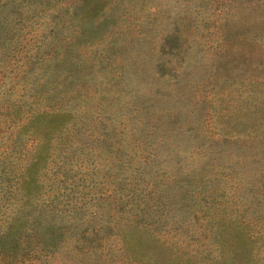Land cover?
Masks as SVG:
<instances>
[{"label": "rangeland", "instance_id": "374dc122", "mask_svg": "<svg viewBox=\"0 0 264 264\" xmlns=\"http://www.w3.org/2000/svg\"><path fill=\"white\" fill-rule=\"evenodd\" d=\"M5 1L0 264H264V0H13L12 14ZM58 60L51 111L28 86ZM56 112L64 153L23 126ZM43 204L102 238L65 228L40 245L25 222Z\"/></svg>", "mask_w": 264, "mask_h": 264}, {"label": "trees", "instance_id": "16d2710c", "mask_svg": "<svg viewBox=\"0 0 264 264\" xmlns=\"http://www.w3.org/2000/svg\"><path fill=\"white\" fill-rule=\"evenodd\" d=\"M8 1H5L4 3L1 4V9L2 8H6V6L8 5ZM34 2H36L37 0H32ZM93 0H82V4L81 6H77L76 9L81 10L88 2L90 3ZM22 2V1H21ZM10 5L12 7L11 10V14L13 12V9L16 6L14 4L13 0H10ZM20 5V3L18 4V6ZM18 14V13H17ZM6 17V15H5ZM107 16L103 17L97 24L93 25V23L87 22L86 24H82L81 26V32H85L90 36L95 35V30L97 29H103L108 21H107ZM3 30V26H1L0 28V32H2ZM52 40H50V42L52 43ZM68 49V48H66ZM65 51V50H64ZM58 57H61L60 52L58 50L55 51ZM69 51L66 50L64 52L65 57H62V59H65L68 57ZM39 59V58H38ZM31 63V60L30 62ZM63 64H64V60H63ZM61 64V60L57 61V64L54 65V72L51 73V77L54 78V80L49 81L50 77L47 78L46 80H41L39 78L35 79L32 84L30 86H28V89H34L33 92H37L38 94V98L41 97H45V101L47 102L45 108L46 110H51L54 111L53 105H57L60 103V101H62V97L60 95V93H62L64 89V85L61 86L62 84H64V80H59L62 72L61 70L65 67L62 68ZM40 68V66H39ZM72 66H67L64 70L66 71V75L67 77H70L72 74ZM45 74V70H43L42 72H40V76H44ZM38 75V74H37ZM55 79L58 82H55ZM70 81L72 80V77L70 79ZM55 82V83H54ZM42 99V98H41ZM64 100V99H63ZM22 101L19 102V105H29L31 102H28L27 100H19ZM36 101V98L32 101L34 102ZM65 101V100H64ZM58 112L56 113H51L49 115L50 120L48 121H40L41 117H36L31 116L26 123L23 124V126L28 125L29 123H31V120L34 119L33 124L39 123L36 127H38L36 130H40L46 133V136H50V138L57 140L60 143L61 146V153H64L65 148H66V143L62 141L63 139V134L61 133V129H63L64 131L66 129L69 128L70 123L67 121H62V116L61 115H57ZM69 113H66L65 115L67 116ZM64 115V116H65ZM69 119V117H68ZM67 122V123H66ZM66 123V124H64ZM69 123V125H68ZM61 128L60 130H56V128ZM69 130H72V128L68 129V132H66V135H69ZM42 137V135L40 134H35L34 137L35 139L37 137ZM44 138V137H43ZM31 176L23 178L19 184H18V189L19 192L22 193V196L25 197V202L30 206L31 208L34 209L33 205L36 206L37 203H35L34 201L31 200V198H29V195H32V192H34V189H36L37 186L34 185V182H32V180L30 179ZM59 195V193L57 194ZM55 199L53 200H49V203H52ZM60 202V200H59ZM87 202H83V204L85 205ZM57 204V203H56ZM44 206L40 209H38V213L35 216H32V219L28 218L29 217V213L27 212V217L23 215V218L26 217V221H30V222H25V224L27 225H31L32 228L36 231V232H31V234H34V237H36L37 241L40 243V245L45 246V247H49V248H55L59 245V240L60 238L64 235V230L65 228L69 229V230H73L75 232V234L77 232L78 235L81 238H90V240H94L95 242H99V240L102 238V236H100V230H97L96 232H92V234H88L86 235V230L87 228H89L88 226H80L78 224L73 223V225H71L70 227L66 224V222L64 221L65 224H63V220H61V217L59 220H57L56 215L60 216V211L63 210H67L68 207L66 205H61V209H56V208H49L48 205L43 204ZM72 209H74L72 207ZM74 212V211H73ZM98 213V212H97ZM96 213V214H97ZM64 214H62V219H63ZM93 217V216H92ZM22 217L19 218V222H22ZM62 221V222H61ZM34 222V223H33ZM110 228H104V230H109ZM77 232H76V231ZM131 237H134L131 236ZM136 237V236H135ZM88 242V241H87Z\"/></svg>", "mask_w": 264, "mask_h": 264}]
</instances>
